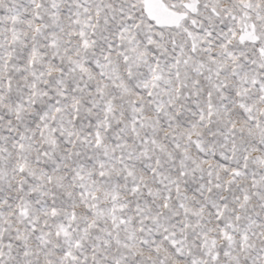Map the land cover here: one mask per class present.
Segmentation results:
<instances>
[{
	"label": "snow or ice",
	"instance_id": "6c2138e0",
	"mask_svg": "<svg viewBox=\"0 0 264 264\" xmlns=\"http://www.w3.org/2000/svg\"><path fill=\"white\" fill-rule=\"evenodd\" d=\"M0 264H264V0H0Z\"/></svg>",
	"mask_w": 264,
	"mask_h": 264
}]
</instances>
